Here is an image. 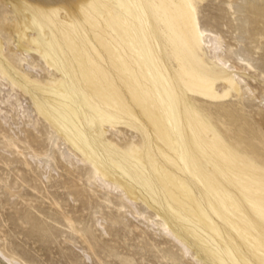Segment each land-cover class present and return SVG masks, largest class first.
I'll return each mask as SVG.
<instances>
[{"label": "bare ground", "instance_id": "1", "mask_svg": "<svg viewBox=\"0 0 264 264\" xmlns=\"http://www.w3.org/2000/svg\"><path fill=\"white\" fill-rule=\"evenodd\" d=\"M204 1L0 0L14 12L0 19V119L35 131L36 140L39 126L52 133L64 174L77 182L76 170L92 169L98 193L118 197L132 219L176 243L183 259L264 264V166L235 149L201 106L250 91L233 67L254 66L237 51L232 64L222 55L221 36L200 22ZM8 47L20 68L5 56ZM32 54L44 67L29 62ZM14 135L0 148L22 156L28 148L36 169L27 160L26 169H43L47 151L21 147ZM37 186L26 201L41 195ZM6 189L20 197L19 188ZM140 202L155 217L143 215ZM53 204L40 211L26 203L34 220L68 242L51 215L69 213ZM23 223L21 230L29 227ZM0 259L30 264L1 245Z\"/></svg>", "mask_w": 264, "mask_h": 264}, {"label": "rangeland", "instance_id": "2", "mask_svg": "<svg viewBox=\"0 0 264 264\" xmlns=\"http://www.w3.org/2000/svg\"><path fill=\"white\" fill-rule=\"evenodd\" d=\"M4 10L9 12V18L14 16V12L0 2V19ZM198 15L204 28L221 36L222 55L227 56L231 64L235 60L233 52L237 51L254 66L245 72L239 66L233 67L240 75L245 73L243 77L251 87L250 91L218 104H199L235 149L264 166V0H205L199 5ZM4 54L20 68L19 54L10 51L9 47ZM31 57L29 62L34 61L44 67L42 60L34 54ZM12 118L17 121L13 113ZM39 129L36 140L35 131L24 133L22 125L16 127L0 119L1 145H4L5 137L16 132L14 138L19 137L24 142L19 146L29 143L38 151H47L48 155L43 157L46 162L44 168L32 173L25 166L27 160L36 169L28 154L30 149L24 148L22 156L0 148L1 248L30 264H193L186 257L183 259L176 243L166 239L157 229H150L144 220L132 219L127 209L122 208L118 197L98 193L91 183L92 169L83 167L76 170L74 175L80 177L77 182L73 176L64 174L57 154L52 152L55 142L51 138L52 133L42 126ZM125 131L132 140L134 133ZM35 183L41 195L36 200L26 201V191H31ZM7 187L19 188L20 197H9ZM55 201L69 213V216L51 215L63 226L68 242L64 241L65 236L61 233L51 231L34 220L26 205L32 202L37 210H52ZM137 207L146 217H155V212L145 204L140 202ZM82 210L83 215H80ZM24 221H28L31 228L19 229L18 226H24ZM69 222L79 231L77 235L71 232ZM77 246L91 256V261L83 260V252ZM0 264H3L1 259Z\"/></svg>", "mask_w": 264, "mask_h": 264}]
</instances>
